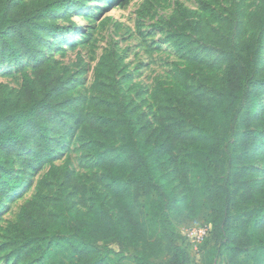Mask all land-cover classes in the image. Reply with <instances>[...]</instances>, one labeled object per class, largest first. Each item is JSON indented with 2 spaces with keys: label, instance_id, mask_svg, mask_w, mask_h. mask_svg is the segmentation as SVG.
<instances>
[{
  "label": "trees",
  "instance_id": "1",
  "mask_svg": "<svg viewBox=\"0 0 264 264\" xmlns=\"http://www.w3.org/2000/svg\"><path fill=\"white\" fill-rule=\"evenodd\" d=\"M90 1L0 0V63L34 64L32 74H23L20 91L0 85V208L34 167L50 165L8 229L3 249L20 264H192L175 220L208 209L210 234L219 243L213 263L224 256L228 264H244L246 242L257 241L255 254L264 251V186L254 178L260 172L255 162L264 160V0L254 12L236 6L227 16L212 7L221 0H201L207 20H196L176 2L170 18L156 24L189 60L175 68V85L158 82L154 88L157 137L152 122L118 89L123 62L115 48L99 59L88 100L74 95L65 77L41 58L46 41L64 30L57 21L67 7ZM152 5L150 0L145 8ZM216 66L224 67L221 77L214 74ZM184 109L197 116L191 124ZM79 129L81 158L102 169L119 213L114 220L105 210L98 224L71 220V229L60 230L57 220L74 213L67 204L57 208L50 186L63 180L65 191L82 183L69 161L54 160ZM187 143L188 166L173 152ZM226 170L222 184L216 173ZM175 179H190L191 191L186 194ZM111 242L122 249L114 250ZM130 248L135 253L125 255Z\"/></svg>",
  "mask_w": 264,
  "mask_h": 264
},
{
  "label": "rangeland",
  "instance_id": "2",
  "mask_svg": "<svg viewBox=\"0 0 264 264\" xmlns=\"http://www.w3.org/2000/svg\"><path fill=\"white\" fill-rule=\"evenodd\" d=\"M17 1L21 4H30L33 0ZM148 1L150 0H130L124 3V0H91L82 8L75 10L70 9L71 5H69L64 13L67 17H62L64 16L62 14L57 21L64 26V30L46 41L40 55L65 77L74 95L88 100L99 59L115 48L123 62L119 77L121 84L118 89L122 96L138 105L140 112L152 122L151 129L157 137L161 134V127L154 120V114L157 112V107L153 104L154 88L158 82L175 85V68L188 65L189 60L186 55L178 54L167 41V30H160L155 26L163 24L170 18L176 9V2H181L196 14V20L199 18L207 20L209 13L201 8V0H153V5L145 8ZM261 1L230 0L224 3L221 0L219 4L212 7L222 16H227L236 6L242 11L254 12ZM212 26L216 27L218 23H213ZM231 30L234 32L233 29ZM197 37L194 36L195 39ZM33 70L34 64L29 59L24 60L23 63L1 62L0 85L18 92L23 85V74L25 72L32 74ZM223 72L224 67L216 66L214 70L216 76L221 77ZM184 112L189 114L188 109H184ZM196 117L189 114L188 122L191 124ZM240 131L241 128L237 127V132ZM80 132L81 129L66 143L65 148L54 160L57 165H63L69 161L71 169L79 175L78 182L82 183L81 189L68 185L65 191L62 189L63 180L54 181L50 186L48 196L56 202L57 208L67 204L74 213V215L66 213L64 217L57 220L55 226L60 230H69L71 220H79L87 225L98 224L105 210L110 212L114 220L118 218L119 210L113 206L112 195L102 180V169L94 166L93 163L91 166L87 165L81 158L78 142ZM191 147L192 144L187 143L177 145L174 149L173 152L177 155L179 164L184 163L187 166L190 164L187 155L190 154ZM182 148L184 151H181ZM49 166V163H41L34 167L25 185L4 199L0 208V264H20L3 249L4 239L8 229L18 221L23 205L35 197L39 181ZM255 166L260 169V172L254 175V178L259 185L264 186V160L258 159ZM228 174V170L223 174L216 173L217 180L224 184ZM174 183L179 184L186 194L191 191L190 179L187 181L175 179ZM53 204L49 207L50 209H53ZM247 209L244 207L242 212ZM210 219V210L202 209L198 214L187 211L175 221L177 230L182 235L183 230L189 226L207 222ZM109 245L116 251L122 249L118 242H111ZM215 247H219V243L211 233L198 253L190 251L191 263L228 264L224 256L217 257L213 263L212 250ZM257 247V241L245 243V248L249 250L242 255L244 264H264V251L254 253ZM135 251L134 248H130L124 252L125 255L130 256ZM128 262L125 260L124 264Z\"/></svg>",
  "mask_w": 264,
  "mask_h": 264
},
{
  "label": "built area",
  "instance_id": "3",
  "mask_svg": "<svg viewBox=\"0 0 264 264\" xmlns=\"http://www.w3.org/2000/svg\"><path fill=\"white\" fill-rule=\"evenodd\" d=\"M210 232L211 225L207 222H201L184 229L182 235L189 244L191 251L198 253Z\"/></svg>",
  "mask_w": 264,
  "mask_h": 264
}]
</instances>
